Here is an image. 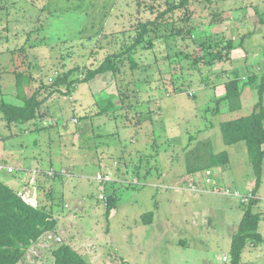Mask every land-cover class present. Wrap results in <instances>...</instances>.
<instances>
[{"label": "rangeland", "instance_id": "1", "mask_svg": "<svg viewBox=\"0 0 264 264\" xmlns=\"http://www.w3.org/2000/svg\"><path fill=\"white\" fill-rule=\"evenodd\" d=\"M180 2L0 0V103L18 102L17 74H30L32 89L47 97L36 123L8 127L0 114V165L17 169L0 171V180L24 193L31 176L12 156L27 163L22 169L67 171L53 181L39 175V201L55 206L63 243L91 264H227L225 256L231 263L245 205L186 189L191 181L204 186L206 170L186 168L188 153L204 144L228 154V164L213 169L216 176L257 195L252 208L264 217V161L258 174L246 143L226 145L221 130L223 122L264 105V0H190L155 22ZM145 23L149 32L127 54ZM220 40L234 43L226 60L199 62L203 45ZM121 53L116 75L77 83L72 91L51 86L62 73L78 67L72 78H83ZM236 77L242 108L220 112L226 83ZM110 99L116 110L104 112ZM109 173V181L98 180ZM113 195L117 203L108 209ZM259 231L264 235V219ZM56 247L39 250L33 264H54ZM258 251L264 264V244Z\"/></svg>", "mask_w": 264, "mask_h": 264}, {"label": "trees", "instance_id": "2", "mask_svg": "<svg viewBox=\"0 0 264 264\" xmlns=\"http://www.w3.org/2000/svg\"><path fill=\"white\" fill-rule=\"evenodd\" d=\"M189 2L190 0H181L179 4L174 3L163 14H160L155 22L157 23L164 14L186 8ZM149 24L145 23L141 25L142 31L137 36L135 42L126 50L127 54H130L149 32ZM223 45L221 40L208 46L203 45L202 50L205 54L198 61L208 66L223 62L234 47V43L230 40L227 46ZM22 50L25 53L24 47ZM124 54L107 56L100 66L87 69L83 78L73 79L72 76L81 69L78 67L71 69L57 76L51 86L59 87L67 85L68 91H72L77 83L88 84L99 77H105L110 74L116 75L118 72L117 62L121 60L120 57ZM129 58L132 63H135L131 56ZM25 76L22 74L16 75V99L18 102H8L3 98L0 103V114L3 115L2 117L7 122L8 127L28 122L36 123L42 115V108L46 106L47 97L40 98V92L38 91L40 89H32L30 86L32 80L30 74ZM261 85L260 93H262L264 87V75ZM226 91V95L218 102L219 111L233 113L240 110L242 108V91L239 77L226 83ZM115 108L116 106L110 99L108 106L103 111H115ZM221 130L226 145H234L240 142L246 143L249 161L259 174L262 162L264 161V105L259 102L250 115L223 122ZM193 157H195V160H193ZM195 161L197 165L194 163ZM203 162L204 164H202ZM228 162L229 156L226 152L214 154L211 149V143H208L188 153V166L186 168L189 174H196L204 170L225 166ZM151 173L148 170L146 172L147 175ZM47 180L49 179L47 178ZM53 180L50 179L49 181ZM36 188L38 190V206L27 202L21 194L0 180V264H19L34 243L45 233L57 229L59 225L53 214L55 206L50 205L48 207L39 201L40 180L37 181ZM47 198L53 200L54 197L50 193ZM116 203L117 197L115 195L109 196L107 208H114ZM256 203V201H252L245 205L243 219L238 232L232 240V261L230 264H241L244 251L249 244L258 245L262 242L264 243L262 234L259 231L262 219L261 213L254 212L252 208ZM150 218L152 220L153 217ZM56 248L53 252L54 264H91L83 255L68 244L63 243Z\"/></svg>", "mask_w": 264, "mask_h": 264}, {"label": "built area", "instance_id": "3", "mask_svg": "<svg viewBox=\"0 0 264 264\" xmlns=\"http://www.w3.org/2000/svg\"><path fill=\"white\" fill-rule=\"evenodd\" d=\"M73 123H77L76 119H73ZM8 170L9 172H14L16 171V168H12L7 165H0V171ZM22 172L26 173V170L20 169ZM40 174H45L48 179H55L60 176H69V173L67 171H57L56 169H52L51 171L45 172H40L37 170L31 171V174H28L31 176L30 181H27L26 184V189L23 194V198L29 202L32 203L33 205L36 206V203L34 204L31 202V199L34 195L36 184H37V177ZM111 177V173L106 175L105 177L102 176L101 179L98 178L100 181H109ZM139 181H136V184H138ZM204 186L202 188L197 187L196 183L194 181H191L190 185L187 190L193 191V192H198V193H209V194H214V195H223V196H228V197H234L238 200L241 201L242 204L247 205L251 203L252 201H258L260 198L255 195L253 192L245 195L242 194L239 190L232 188L231 186H226L222 183L220 180V177L216 176L215 172L213 169L205 171V176H204V181H203ZM102 199H105L102 197ZM59 228L49 231L45 233L36 243H34L30 249L28 250L27 253H30L32 256V260L30 261V264H33L36 260V258L39 257L38 251L42 249H46L49 246L52 245H57L61 246L63 244V233L58 231ZM224 262L229 264L230 260L228 257H224ZM20 264V263H19Z\"/></svg>", "mask_w": 264, "mask_h": 264}, {"label": "crops", "instance_id": "4", "mask_svg": "<svg viewBox=\"0 0 264 264\" xmlns=\"http://www.w3.org/2000/svg\"><path fill=\"white\" fill-rule=\"evenodd\" d=\"M10 159H14L16 160L17 162V165L18 167H20V169H22L21 167H24L27 165V163L24 162V160L21 158V157H10ZM13 166V165H12ZM11 167V166H10ZM13 168V167H12ZM23 170H26V173L22 172L23 174L25 175H28V174H31V171L32 170H27V169H23ZM217 171V170H216ZM166 174H164L163 176H165ZM221 178V177H220ZM222 183L224 185H226V183H224V181L222 180ZM26 184H27V181H26ZM9 186V185H8ZM12 188V187H11ZM35 192H34V197L37 199L36 202H38V190L37 188L34 189ZM209 194V193H207ZM262 219H264V217H262ZM261 223V222H260ZM260 228V226H259ZM261 233V232H260ZM262 234V233H261ZM262 237L264 239V235L262 234ZM262 244H264L263 242L258 244V245H254V244H251L249 247L251 249H249V247L247 246V248L245 249L244 251V254H243V258H242V264H244L243 262L247 263V264H262L263 261H262V258L259 257V254L261 253V251H258L259 247L262 246ZM227 257V256H226Z\"/></svg>", "mask_w": 264, "mask_h": 264}, {"label": "clouds", "instance_id": "5", "mask_svg": "<svg viewBox=\"0 0 264 264\" xmlns=\"http://www.w3.org/2000/svg\"><path fill=\"white\" fill-rule=\"evenodd\" d=\"M208 170H211V169H208ZM207 171V170H206Z\"/></svg>", "mask_w": 264, "mask_h": 264}]
</instances>
